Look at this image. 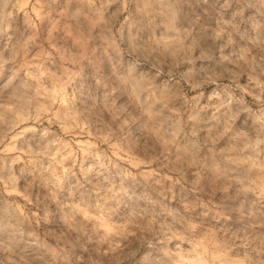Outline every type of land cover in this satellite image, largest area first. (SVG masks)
<instances>
[{
  "label": "clouds",
  "instance_id": "1",
  "mask_svg": "<svg viewBox=\"0 0 264 264\" xmlns=\"http://www.w3.org/2000/svg\"><path fill=\"white\" fill-rule=\"evenodd\" d=\"M0 264H264V0H0Z\"/></svg>",
  "mask_w": 264,
  "mask_h": 264
}]
</instances>
